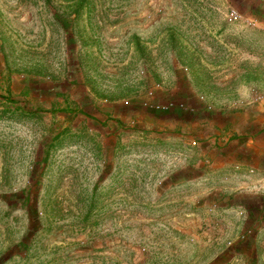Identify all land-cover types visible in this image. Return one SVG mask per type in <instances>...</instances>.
I'll use <instances>...</instances> for the list:
<instances>
[{"label": "rangeland", "instance_id": "rangeland-1", "mask_svg": "<svg viewBox=\"0 0 264 264\" xmlns=\"http://www.w3.org/2000/svg\"><path fill=\"white\" fill-rule=\"evenodd\" d=\"M248 1L0 0V264H264Z\"/></svg>", "mask_w": 264, "mask_h": 264}, {"label": "trees", "instance_id": "trees-1", "mask_svg": "<svg viewBox=\"0 0 264 264\" xmlns=\"http://www.w3.org/2000/svg\"><path fill=\"white\" fill-rule=\"evenodd\" d=\"M74 1H76V4H74V6L72 4L68 5L69 7L68 12L62 13L63 15L60 14L62 18L67 17L71 19L72 22L78 16H80L84 6L88 5L91 2V0H74ZM248 2H249L248 8H249L250 16H253L254 18H258L259 15L264 14V0H250ZM24 240L22 244L26 243V241L24 242Z\"/></svg>", "mask_w": 264, "mask_h": 264}, {"label": "built area", "instance_id": "built-area-1", "mask_svg": "<svg viewBox=\"0 0 264 264\" xmlns=\"http://www.w3.org/2000/svg\"><path fill=\"white\" fill-rule=\"evenodd\" d=\"M234 13H236V12H234ZM158 86L159 85H156L155 86V89H158ZM153 92L152 91H150V92H148V94H149V98H153V94H152ZM128 102L127 101H125V104H127ZM141 105L143 106V107H145V108H152V109H158V108H160V109H162V110H168V109H170L171 108V106H172V104L171 103H169V104H166V105H160V104H157V103H152V102H150V101H148V100H143V101H141ZM192 144H195V142L193 141L192 142ZM237 167V166H236ZM254 171H255V167H254V165H251L249 168H248V173H254ZM259 182L261 183L260 185L262 186V187H264V177L263 178H261L260 180H259Z\"/></svg>", "mask_w": 264, "mask_h": 264}, {"label": "crops", "instance_id": "crops-1", "mask_svg": "<svg viewBox=\"0 0 264 264\" xmlns=\"http://www.w3.org/2000/svg\"><path fill=\"white\" fill-rule=\"evenodd\" d=\"M264 124V117L261 119V120H259V121H257V125H263ZM264 128V127H263ZM263 128H261L260 129V131H259V128H253L254 129V131L252 132L253 133V135H256L257 137H259L260 138V145L259 146H257V149H259L260 151L261 150H263L264 149V129ZM251 129V128H250ZM236 148L237 147H233V149L234 150H236ZM240 149V148H239ZM239 149H237V150H239ZM229 151V150H228ZM234 152L235 151H233L232 153H233V155H234ZM234 157V159H235V156H233ZM217 159V156H215V159H214V161L211 159V161H212V163L214 162V163H216V160ZM220 163V162H219ZM213 166H214V164H212ZM225 165H227V164H225ZM240 176V174L238 175V177ZM224 177V176H223ZM223 177H221V178H223ZM219 179H220V177H219ZM240 181V179L237 181V182H239Z\"/></svg>", "mask_w": 264, "mask_h": 264}]
</instances>
